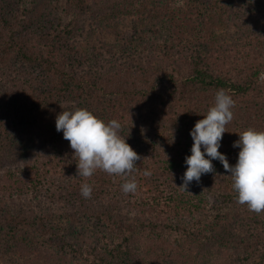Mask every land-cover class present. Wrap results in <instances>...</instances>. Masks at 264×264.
Here are the masks:
<instances>
[{
  "label": "trees",
  "instance_id": "16d2710c",
  "mask_svg": "<svg viewBox=\"0 0 264 264\" xmlns=\"http://www.w3.org/2000/svg\"><path fill=\"white\" fill-rule=\"evenodd\" d=\"M87 1L0 0V264H76L77 258L85 264H161L164 244L169 263L176 264L172 257H186L178 250L186 243L196 240L203 248L220 239L197 218L205 196L182 186L194 143L190 131L221 88L235 100L223 135L239 139L248 128L264 131V60L248 56L239 60L247 68L231 64L220 72L200 51L187 64L145 53L135 65L114 60L115 66L102 64L101 72L91 73L81 67L86 58L72 60L83 35L77 5ZM139 1L113 5L127 12ZM185 1L169 0L162 10L169 14L177 5L179 12ZM78 108L121 123V135L140 155L132 173L97 169L78 176V157L56 129L60 112ZM238 153L227 156L231 164ZM213 165L228 171L218 159ZM133 178L136 192L125 193L122 184ZM84 183L92 186L90 197L81 193ZM83 217L99 221V228L86 231ZM140 229L152 243L147 253ZM254 234L222 237L233 264H264L253 256L264 236Z\"/></svg>",
  "mask_w": 264,
  "mask_h": 264
},
{
  "label": "rangeland",
  "instance_id": "374dc122",
  "mask_svg": "<svg viewBox=\"0 0 264 264\" xmlns=\"http://www.w3.org/2000/svg\"><path fill=\"white\" fill-rule=\"evenodd\" d=\"M115 1L88 0L77 5L83 35L78 38L79 54L72 60L77 63L80 57L82 60L86 58L81 67L91 73L101 72L102 64L115 66L114 60L135 65L145 53L160 61L187 64L191 63L193 54L200 51L208 66L220 72L229 71L231 64L237 69L239 66L247 68V61L239 60L248 56L252 60H264V0H189L180 4L179 12H175L176 5L174 12L169 14L162 10L169 0H140L137 9L127 12L121 8L118 10L113 5ZM93 49L94 56L88 57ZM97 54L101 56L96 57ZM26 68L33 67L27 65ZM39 125L36 122L33 127L37 126L38 130ZM235 140L237 138L231 135H223L220 149L229 159L240 150L233 147ZM229 174L223 169L214 170L203 174L199 182L190 183L205 196L204 208L197 218L207 229H213L220 239L206 243L203 248L195 246L196 240L186 243L178 249L186 257H172L176 264H233L222 237L228 234L253 239L254 233V236H264V211L257 213L247 204L238 202V193ZM79 223L91 234L100 226L99 221L88 217L81 218ZM143 233L144 230L140 229L139 241L142 252L147 253L146 247L152 243ZM147 242L149 245H145ZM164 245H160L163 246L161 252H164L161 264H173L169 263ZM262 248L264 242L253 256L264 262ZM151 252L156 253L154 249ZM84 260L77 258L75 262L85 264Z\"/></svg>",
  "mask_w": 264,
  "mask_h": 264
},
{
  "label": "clouds",
  "instance_id": "9594fccd",
  "mask_svg": "<svg viewBox=\"0 0 264 264\" xmlns=\"http://www.w3.org/2000/svg\"><path fill=\"white\" fill-rule=\"evenodd\" d=\"M234 105L233 97L219 89L214 106L191 129L194 143L191 155L185 158L188 167L181 177L182 186L188 188L191 182H199L203 174L213 172V160L218 159L233 179L238 202L259 213L264 211V131L248 128L239 133V139L233 142V147L240 149L235 164L219 151L226 125L234 117ZM56 129L63 131L64 138L74 149V156L78 157V176L90 177L97 169L127 175L135 170L136 161L140 159L138 152L121 135L122 125L118 120L106 122L87 108L60 112ZM144 175L149 176L151 172L144 170ZM137 187L135 178L122 184L125 193H134ZM92 191L88 183L81 186L84 197H90Z\"/></svg>",
  "mask_w": 264,
  "mask_h": 264
}]
</instances>
